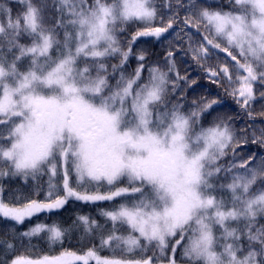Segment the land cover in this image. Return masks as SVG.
Wrapping results in <instances>:
<instances>
[{"label":"snow or ice","instance_id":"6c2138e0","mask_svg":"<svg viewBox=\"0 0 264 264\" xmlns=\"http://www.w3.org/2000/svg\"><path fill=\"white\" fill-rule=\"evenodd\" d=\"M169 37L163 60L136 50ZM181 52L233 115L205 125L223 101L189 102ZM262 101L264 0H0V264H264V153L241 154L264 149ZM77 234L89 246L65 247Z\"/></svg>","mask_w":264,"mask_h":264},{"label":"rangeland","instance_id":"374dc122","mask_svg":"<svg viewBox=\"0 0 264 264\" xmlns=\"http://www.w3.org/2000/svg\"><path fill=\"white\" fill-rule=\"evenodd\" d=\"M209 4H213L215 5L217 3V0H208ZM13 7L15 8L16 5H13ZM136 31V26L135 25H130L126 31V33L124 34L123 38L126 37H130L132 33H134ZM171 39V37H169L168 39H165L163 41L157 42L155 39L153 38H141L138 43L136 44V50L140 51L141 49L145 50L148 56V63H153L157 60H163L164 54L165 52L168 50L169 48V40ZM219 59L217 58V56H213L210 60L206 61L205 64L206 65H211V66H216L218 63L222 62L224 57L226 56V53H219L218 54ZM136 60L135 59H131L129 61V68L128 71H133L136 67ZM177 68L180 71V73L182 75H184L185 73H187V75H191L194 72H201V76L205 77L204 80H209L204 72V69L200 66V64H198L197 62L192 60L191 54L189 53L188 55H184V52H181L179 54V56L177 57ZM147 75V73H145V76ZM191 78V79H190ZM190 80H192V76L189 77ZM221 90L216 91V90H209L208 86H206L205 89H203V91L200 90V86H193L192 90H190L188 92V98H189V102L191 101V99L193 97H199V96H207L209 99H213V98H217L219 97L222 100V96H220L219 94H225L224 93V89L222 90V92L220 93ZM230 99H226L225 102L223 101V104L218 106L216 108V110L209 116L205 117V125L208 124V122H210L213 118V116H216L217 114H222V113H227L228 115H233L234 113H232L230 111V109L228 108L229 105L231 104V97H229ZM232 103L233 100H232ZM262 104H264V101L262 102H257L254 104V110L255 112L258 114L261 111H264V107H262ZM260 119H264V117H260L259 115H257V120L260 121ZM243 124L242 122H238L237 124V130H239L240 127H242ZM259 127V126H258ZM244 151L241 152V154H246L248 152H256V151H260L262 153H264V149H260L257 145L254 147H251V149H249V146H243Z\"/></svg>","mask_w":264,"mask_h":264},{"label":"trees","instance_id":"16d2710c","mask_svg":"<svg viewBox=\"0 0 264 264\" xmlns=\"http://www.w3.org/2000/svg\"><path fill=\"white\" fill-rule=\"evenodd\" d=\"M218 3V0H217ZM192 76V80H196L197 83L194 86H200V90L203 91V89L206 88V86H208L209 90H216V91H220V93L222 92L223 88L218 87L217 85L211 83L210 80H204L205 77L201 76V72H194L193 74L189 75V77ZM191 79V78H190ZM220 96H222V100L225 102L226 99H230L228 96H226L225 94H219ZM229 105V109L232 113H234L235 110H237L235 103H232L231 100V104ZM261 120V119H260ZM258 121V120H257ZM259 126V123L258 125ZM249 149H251V147H254L256 145H251L249 144ZM5 187L7 190L12 191V190H22L23 189V185L22 183L19 181V179L16 180H5L3 181ZM30 188V186H29ZM42 198V197H41ZM113 203H120V200L117 199L115 202H109V201H101V202H97L95 205H84L81 202H69V204H67L65 206L64 209L59 210L57 212L54 213H41L38 214L36 217H33L30 221L26 222L25 224L18 226L19 229L21 231L26 230L28 227H30L31 225L38 223V222H44V223H48V224H52L53 222H64V226H67L68 223H71V220L75 218V216L77 215V213L80 214H91L93 217H98V211L101 208H111L113 206ZM5 228V225L0 222V232H2ZM33 243L35 245H37V247L39 249H42L44 252H48L49 248L48 245L46 243H44L43 241H38V240H34ZM65 247H70L73 249H77L79 250L82 247H87L89 245L87 244H81L79 242V236L78 234L71 240L70 243L66 242ZM60 249L57 247L55 250H53V254H55V252H58ZM19 254V250L18 253ZM101 255H109V253L107 251H104L101 253Z\"/></svg>","mask_w":264,"mask_h":264}]
</instances>
